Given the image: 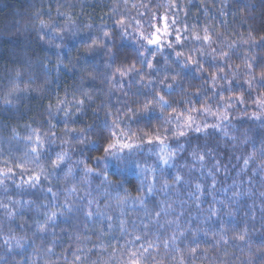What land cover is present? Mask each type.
Masks as SVG:
<instances>
[{"label": "trees", "instance_id": "1", "mask_svg": "<svg viewBox=\"0 0 264 264\" xmlns=\"http://www.w3.org/2000/svg\"><path fill=\"white\" fill-rule=\"evenodd\" d=\"M0 264H264V0H0Z\"/></svg>", "mask_w": 264, "mask_h": 264}, {"label": "rangeland", "instance_id": "2", "mask_svg": "<svg viewBox=\"0 0 264 264\" xmlns=\"http://www.w3.org/2000/svg\"><path fill=\"white\" fill-rule=\"evenodd\" d=\"M142 154L143 158L136 156L133 151L130 152L129 147L116 140L108 148L106 155L98 161L97 168L101 171L112 169L121 175L135 173L144 182L151 179L153 171L165 173L175 159V151L170 146L162 144L155 149H147Z\"/></svg>", "mask_w": 264, "mask_h": 264}]
</instances>
